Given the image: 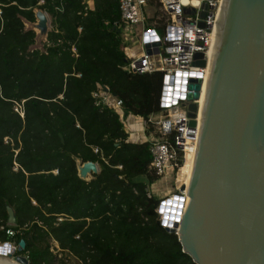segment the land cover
<instances>
[{
    "label": "trees",
    "instance_id": "trees-1",
    "mask_svg": "<svg viewBox=\"0 0 264 264\" xmlns=\"http://www.w3.org/2000/svg\"><path fill=\"white\" fill-rule=\"evenodd\" d=\"M93 2L0 0V243L24 239L30 264H196L161 223L149 142L100 95L146 119L163 110L164 73L126 70L119 3ZM37 8L51 25L42 49L23 21ZM86 161L99 167L89 180Z\"/></svg>",
    "mask_w": 264,
    "mask_h": 264
},
{
    "label": "water",
    "instance_id": "water-1",
    "mask_svg": "<svg viewBox=\"0 0 264 264\" xmlns=\"http://www.w3.org/2000/svg\"><path fill=\"white\" fill-rule=\"evenodd\" d=\"M206 8L204 3L202 18ZM34 13L35 21H23L42 49L50 18L41 8ZM159 44H153L154 54ZM193 64L208 67L205 52L197 51ZM191 76L180 96L189 101L188 125L198 128V140L189 183L181 187L188 200L181 209L180 197L176 221L166 229L178 235L196 264H264V0L222 1L200 125L203 73ZM98 172L97 163L78 162L80 178L89 180ZM6 208L7 223L16 225L15 209L9 203ZM25 245L21 239L16 255L15 248L0 253V264H30L21 254Z\"/></svg>",
    "mask_w": 264,
    "mask_h": 264
},
{
    "label": "built area",
    "instance_id": "built-area-1",
    "mask_svg": "<svg viewBox=\"0 0 264 264\" xmlns=\"http://www.w3.org/2000/svg\"><path fill=\"white\" fill-rule=\"evenodd\" d=\"M121 10V21L125 28L139 25L140 44L142 52L140 54L131 53L124 68L134 72H152L155 70L164 73L163 88L161 94V107L163 110L156 114H151L148 118H142L141 132L144 140L150 144L152 160L150 168L158 176H176L175 191L172 195L163 197L157 208L161 223L165 228L171 226L176 221L175 201L183 196L182 207L184 208L185 190L181 187L186 185L178 181V173L185 164L187 155L186 145L188 142H195L198 128L191 129L188 125L189 101L186 97H181V93H186V85L191 73L202 72L203 79L206 68H201L193 64L197 51L205 52L215 34L219 12L223 0H156L160 3L161 15L155 11L151 16L146 15V8L152 0H117ZM42 2V1H41ZM207 4L205 17H201L203 4ZM203 21L205 26H199ZM164 30L163 36L157 32V28ZM203 41L204 45H200ZM159 42V52L153 53V44ZM149 45L151 54L147 52L146 45ZM203 86V84H202ZM185 87V89H183ZM102 91H100L101 93ZM202 93V90H201ZM198 103V102H197ZM108 105V103L105 102ZM109 106V105H108ZM123 102L115 98L110 107L116 111H121ZM18 111V108L15 107ZM122 121L124 116L120 114ZM141 142V141H138ZM197 145V142H196ZM96 150V149H95ZM120 167V166H119ZM179 191V192H178ZM173 216L172 218L170 216ZM61 220V218H58ZM9 235H14L15 231L8 229ZM11 248H15L13 255L17 254L18 243L7 241ZM0 243V245L4 244ZM11 253H5L8 255Z\"/></svg>",
    "mask_w": 264,
    "mask_h": 264
},
{
    "label": "rangeland",
    "instance_id": "rangeland-1",
    "mask_svg": "<svg viewBox=\"0 0 264 264\" xmlns=\"http://www.w3.org/2000/svg\"><path fill=\"white\" fill-rule=\"evenodd\" d=\"M88 3V0H87ZM154 11H158L161 15V8L160 6H156L154 3L152 4V8ZM146 10V15L149 16V14L147 13V8ZM27 26V25H26ZM124 40H125V44H126V48L127 46L133 45L135 53L134 54H140L142 52V47L140 42V31H141V26L136 25V26H131L129 28H124ZM157 32L160 36H163L164 34V30L161 27L157 28ZM34 48H37L36 43L34 44ZM122 113V112H121ZM124 124L127 128L130 129L131 132H135L138 131V133H140V137H136L134 133V136L132 137L134 141H140L142 139H144V135L142 134L141 127H142V120L140 118H137L136 116H132L130 115L128 118L124 119ZM193 148H190V145L187 147V155H186V159H185V164L183 165V168H187V165L189 164L190 161V153L192 152ZM175 180H176V176L173 175H168V176H162L157 178L154 182H152L150 184V188H151V192L155 195H157L160 198L172 195L175 191V187H173L175 185ZM179 192V191H178ZM53 246L57 247V243L53 242ZM54 253H57L58 256H62L63 253L60 249H55ZM67 261L69 262H77L76 259L72 256H67L66 257Z\"/></svg>",
    "mask_w": 264,
    "mask_h": 264
},
{
    "label": "bare ground",
    "instance_id": "bare-ground-1",
    "mask_svg": "<svg viewBox=\"0 0 264 264\" xmlns=\"http://www.w3.org/2000/svg\"><path fill=\"white\" fill-rule=\"evenodd\" d=\"M213 39H214V36H213L212 41L210 42V45H209V47L207 49V57H208L209 64H208V67L205 70L204 83H203L201 98L198 101L199 106H200L199 107V115H198L199 125H200V120H201V110H202L203 103H204V98H205V93H206V87H207V81H208V74H209V67H210V54H211V48H212ZM197 140H198V132H197V139L195 140V142H193V143L192 142L191 143L188 142V144L185 146L186 149H187V147L189 145H190V148L191 147L193 148L192 152L190 153V161H189V164L187 165V168L186 169L183 168V166H182L181 169H180V171H179V173H178V181L181 184L186 185V187H187V185L189 183V179H190L191 172H192V167H193V162H194V156H195V151H196V146H197L196 145ZM185 194H186V192H185ZM187 200H188V198H187V196H185L184 206L186 205ZM175 204H176V208H175L174 211H176V209H177V207L179 205V200L177 202L175 201ZM170 217L172 218L173 216H170ZM10 249H11V246L8 243H4V244L0 245V253H2V254H5V253L9 252Z\"/></svg>",
    "mask_w": 264,
    "mask_h": 264
},
{
    "label": "crops",
    "instance_id": "crops-1",
    "mask_svg": "<svg viewBox=\"0 0 264 264\" xmlns=\"http://www.w3.org/2000/svg\"><path fill=\"white\" fill-rule=\"evenodd\" d=\"M88 5H89V7L90 8H94V2H93V0H88ZM152 8V4H150L148 7H147V13L149 14V16H151L152 14H154L155 13V11L153 10V9H151ZM134 46L133 45H130V48H129V46H127V48L125 49V52H126V55H127V57L129 56V55H131V53H135V50H134V48H133ZM100 95L101 96H103L104 98H105V102L106 103H108V105L110 106V105H112L113 103H114V101H115V97H113V96H111L110 94H108L105 90H103L101 93H100ZM120 112H122L121 114H122V116H124V119L125 118H128L130 115H132V116H136V115H133V114H131V113H129V114H123V111H120ZM137 118H140L141 120H142V117H140V116H136ZM123 124H124V121H123ZM124 127H125V129H126V131L129 133V139H131V140H133V136H134V133H136L135 134V136L136 137H140V133H138V131H135V132H131L130 131V129L129 128H127L126 126H125V124H124ZM144 139H142V140H140V141H143ZM91 178V177H90Z\"/></svg>",
    "mask_w": 264,
    "mask_h": 264
}]
</instances>
